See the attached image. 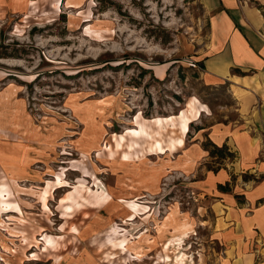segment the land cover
Instances as JSON below:
<instances>
[{"label":"rangeland","instance_id":"1","mask_svg":"<svg viewBox=\"0 0 264 264\" xmlns=\"http://www.w3.org/2000/svg\"><path fill=\"white\" fill-rule=\"evenodd\" d=\"M207 42L202 0H0V264H228Z\"/></svg>","mask_w":264,"mask_h":264},{"label":"crops","instance_id":"2","mask_svg":"<svg viewBox=\"0 0 264 264\" xmlns=\"http://www.w3.org/2000/svg\"><path fill=\"white\" fill-rule=\"evenodd\" d=\"M202 2L208 11L202 82L210 87L228 83L231 93L237 88L243 97L234 101L236 118L199 132L216 146L226 145L235 158L206 169L198 182L213 197V224H223L215 233L233 255L228 264H264V7L244 0ZM199 133L189 149L208 155ZM219 184L228 189L220 190Z\"/></svg>","mask_w":264,"mask_h":264},{"label":"trees","instance_id":"3","mask_svg":"<svg viewBox=\"0 0 264 264\" xmlns=\"http://www.w3.org/2000/svg\"><path fill=\"white\" fill-rule=\"evenodd\" d=\"M208 143H209L210 148L206 149V150L209 151V155L212 156V157H219L220 160H222V159H225V158H229V156H231L233 154L231 151H229V149L227 148L226 145H222V146L219 147V146H216L215 144H213L211 142H208ZM204 146H206V145L204 144ZM249 178L253 179L254 177L250 176ZM218 188L220 190H224L225 191V190L228 189V185L227 184L226 185L219 184Z\"/></svg>","mask_w":264,"mask_h":264}]
</instances>
